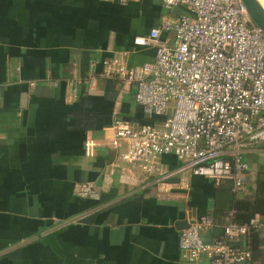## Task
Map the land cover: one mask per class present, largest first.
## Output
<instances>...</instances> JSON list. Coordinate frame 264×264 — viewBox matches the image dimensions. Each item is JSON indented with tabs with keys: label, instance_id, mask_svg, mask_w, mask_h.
Masks as SVG:
<instances>
[{
	"label": "crops",
	"instance_id": "crops-1",
	"mask_svg": "<svg viewBox=\"0 0 264 264\" xmlns=\"http://www.w3.org/2000/svg\"><path fill=\"white\" fill-rule=\"evenodd\" d=\"M181 13L161 0H0V264H207L183 260L177 222L209 217L211 243L249 205L262 227L240 244L244 264H264L262 145L244 154L237 194L229 181L166 177L179 166L172 155L142 174L113 145L114 118L137 128L148 116L133 85L100 77L102 61H152L154 48L133 39ZM85 184L97 197L79 196Z\"/></svg>",
	"mask_w": 264,
	"mask_h": 264
},
{
	"label": "built area",
	"instance_id": "built-area-1",
	"mask_svg": "<svg viewBox=\"0 0 264 264\" xmlns=\"http://www.w3.org/2000/svg\"><path fill=\"white\" fill-rule=\"evenodd\" d=\"M161 2L165 10L182 13L164 17L147 35L133 39L135 46L154 48L152 61L127 67L103 60L100 74L122 89L133 85L136 104L161 121L133 128L114 118L113 145L125 144L122 160L142 174H156L160 156L172 155L179 166L166 177L190 172L215 185L229 181L237 194L250 169L244 154L264 145V33L241 0ZM79 196L97 197L91 184L83 185ZM233 219L230 211L222 235L211 243L201 236L212 225L209 217L190 223L179 236L183 260L246 263L251 252L240 244L262 224Z\"/></svg>",
	"mask_w": 264,
	"mask_h": 264
},
{
	"label": "water",
	"instance_id": "water-1",
	"mask_svg": "<svg viewBox=\"0 0 264 264\" xmlns=\"http://www.w3.org/2000/svg\"><path fill=\"white\" fill-rule=\"evenodd\" d=\"M244 4L248 15L250 16L253 23L264 33V8L261 6L258 0H241ZM90 219V218H89ZM89 219L81 221L82 223H87ZM176 227L178 230L182 231L189 227V224L185 221L177 222Z\"/></svg>",
	"mask_w": 264,
	"mask_h": 264
},
{
	"label": "trees",
	"instance_id": "trees-1",
	"mask_svg": "<svg viewBox=\"0 0 264 264\" xmlns=\"http://www.w3.org/2000/svg\"><path fill=\"white\" fill-rule=\"evenodd\" d=\"M161 121V118H157V117H148V119H146L144 122H143V125H150V124H153V123H157ZM261 147H264V145H262ZM260 195L256 196V200H260L258 201V203H262L264 204V195L262 196V194H264V190L260 191ZM245 211H244V214H242L240 217V211H238L237 208L233 209L232 211H234V221L237 223V224H245V223H248L249 220H251L253 218V216L255 215L256 211L253 210V207L251 205L248 206H245ZM263 212H264V207H263ZM253 232V231H251Z\"/></svg>",
	"mask_w": 264,
	"mask_h": 264
},
{
	"label": "bare ground",
	"instance_id": "bare-ground-1",
	"mask_svg": "<svg viewBox=\"0 0 264 264\" xmlns=\"http://www.w3.org/2000/svg\"><path fill=\"white\" fill-rule=\"evenodd\" d=\"M258 1L261 4V6L264 8V0H262V2L260 0H258Z\"/></svg>",
	"mask_w": 264,
	"mask_h": 264
},
{
	"label": "rangeland",
	"instance_id": "rangeland-1",
	"mask_svg": "<svg viewBox=\"0 0 264 264\" xmlns=\"http://www.w3.org/2000/svg\"><path fill=\"white\" fill-rule=\"evenodd\" d=\"M262 2V0H260Z\"/></svg>",
	"mask_w": 264,
	"mask_h": 264
}]
</instances>
